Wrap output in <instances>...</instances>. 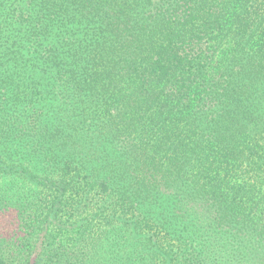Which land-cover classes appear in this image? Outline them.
<instances>
[{
    "label": "trees",
    "instance_id": "16d2710c",
    "mask_svg": "<svg viewBox=\"0 0 264 264\" xmlns=\"http://www.w3.org/2000/svg\"><path fill=\"white\" fill-rule=\"evenodd\" d=\"M0 264H264V0H0Z\"/></svg>",
    "mask_w": 264,
    "mask_h": 264
}]
</instances>
